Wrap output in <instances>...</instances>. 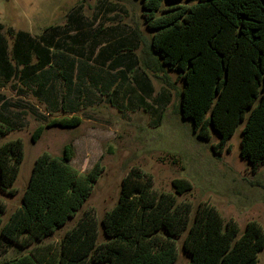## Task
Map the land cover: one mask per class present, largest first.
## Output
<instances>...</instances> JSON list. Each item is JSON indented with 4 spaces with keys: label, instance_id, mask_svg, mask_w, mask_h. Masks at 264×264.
I'll return each instance as SVG.
<instances>
[{
    "label": "trees",
    "instance_id": "1",
    "mask_svg": "<svg viewBox=\"0 0 264 264\" xmlns=\"http://www.w3.org/2000/svg\"><path fill=\"white\" fill-rule=\"evenodd\" d=\"M141 2L152 32L141 66L171 89L168 74H177L183 83L177 113L192 123L199 139L208 141L216 133L220 142L214 148L222 150L244 123L241 157L259 168L264 164V0ZM165 2L174 5L163 9ZM180 2L186 3L176 4ZM7 47L0 53L1 67ZM28 66L10 70L7 77ZM82 122L77 116L54 119L40 126L32 140L37 142L46 128H77ZM11 132L0 122V193L7 196L16 195L24 162L22 140L1 143ZM74 158L72 144L59 158L42 154L21 206L6 223L0 205L2 240L28 247L38 243L29 254L5 264H175L178 240L185 233L188 264H258L264 250V229L258 223H248L241 233L234 220H225L208 203L192 215L193 205L177 197L192 191L189 181L175 180V194L159 192L153 177L137 167L123 179L118 204L101 221L105 242L99 243V222L91 215L58 245H39L75 218L104 171L97 163L81 174L72 166Z\"/></svg>",
    "mask_w": 264,
    "mask_h": 264
},
{
    "label": "rangeland",
    "instance_id": "2",
    "mask_svg": "<svg viewBox=\"0 0 264 264\" xmlns=\"http://www.w3.org/2000/svg\"><path fill=\"white\" fill-rule=\"evenodd\" d=\"M26 1L19 0V4H16L0 0V9L5 7L3 20L7 26H15L16 30H29L33 35L41 36L48 27L51 33L61 32L70 15L83 14L90 25L95 16H107L111 20L110 24L124 27L125 36L131 37L137 47L133 46L130 52L113 55L112 60H122L126 67L131 65L133 68L134 74H130L132 82L131 79V83L125 82L126 89L122 86V90H118L114 82V86L111 85L105 92L102 90V82L96 86L88 82L81 93L70 95L75 102L79 101L76 107L78 111L74 110L75 105L70 109L82 119L81 126L70 129L46 128L41 138L34 142L33 134L40 126L54 119L68 118L72 112L66 108L65 112L52 114L46 104L39 100V96L35 95L39 86L20 85L19 81L7 77L8 72L17 67L21 72L24 64L21 65L16 53L18 49L11 44L14 40L7 35V30L3 32L9 46L2 55L4 64L0 66V75L4 74V78L0 77V98L10 118L15 119L3 123L12 127L13 132L2 138L1 143L20 139L24 146V162L14 185L16 195L0 193L4 223L21 206L36 160L44 153L59 158L64 147L72 144L75 150L72 166L79 173L87 174L97 163H100L104 171L75 218L45 239L39 244L41 246L58 245L69 230L76 227L85 216L91 215L99 222V243L105 242L101 221L118 204L122 181L134 167L150 174L159 192L175 194V180L189 181L192 191L177 197L179 202H190L193 205L192 215L200 204L208 203L225 220H234L241 233H244L250 222H256L264 229V164L254 169L241 157L244 123L239 125L226 146L220 150L214 148L220 142L216 133L212 132L208 141L201 140L192 123L179 116L177 108L183 83L177 74H168L174 86L171 89L146 71L140 63L145 58L146 44L152 39L141 0H31L29 4V0ZM173 5L165 2L163 9ZM26 16H31L34 21L30 18L31 21L27 22ZM138 32L144 38L143 42L138 39ZM35 62L33 58L32 62L27 63L32 65ZM133 76L147 79L148 84L141 85L148 88L147 95L137 90ZM66 88L69 87L62 83L57 85V94L54 93V96L66 98ZM114 92H118L116 97L115 94L113 96ZM185 236L186 233L178 240V259L175 264L190 262L189 255L182 247ZM36 246L38 243L29 247L11 245L0 236V264L27 255ZM258 259V264H264V250Z\"/></svg>",
    "mask_w": 264,
    "mask_h": 264
},
{
    "label": "crops",
    "instance_id": "3",
    "mask_svg": "<svg viewBox=\"0 0 264 264\" xmlns=\"http://www.w3.org/2000/svg\"><path fill=\"white\" fill-rule=\"evenodd\" d=\"M12 2L19 4V0H7V3ZM4 15L5 7L0 9V34L7 30V35L14 40L11 44L13 43L14 47L18 49L16 53L22 60V65H29L30 63L27 62H32L33 58L36 60L35 63H32L34 67L30 64L22 74H12L11 80L19 81L20 85L39 86L40 89L35 92V95L39 96V100L46 104L52 114L63 111V108L65 111L66 108H69L72 116H76L71 109L75 105L74 110L78 111L79 108L76 107L79 101L75 102L76 100L70 95L75 92L81 93L83 86L88 82H92L95 86L102 82V90L105 92L112 87L114 82L117 83L118 90H122V86L126 89L125 82H132L130 76L133 73L132 66L126 67V63L122 60L112 59L113 55L137 46L131 37L125 36L124 27L110 24L111 20L107 19V16H95L90 25L83 14L70 15L61 32L51 33L48 27L41 36H35L29 30H16L15 26H7L3 20ZM26 17L27 22H30L32 17ZM32 21L34 20L32 19ZM7 46L9 43L6 36L0 35V53ZM2 75H0L1 78ZM130 79L131 82H129ZM58 82L70 88H66L68 98L61 97L60 99V97L54 96V93L57 94ZM133 83L140 93L142 91L146 95L149 93L148 88L141 87L143 83L148 84L147 79L141 80L140 77L133 76ZM114 94L116 97L118 92H114L113 96ZM9 114L3 99L0 98L1 123H6L9 119L13 121L14 114L11 113L12 118Z\"/></svg>",
    "mask_w": 264,
    "mask_h": 264
}]
</instances>
